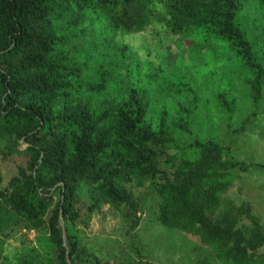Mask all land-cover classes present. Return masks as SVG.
Here are the masks:
<instances>
[{
    "label": "trees",
    "instance_id": "16d2710c",
    "mask_svg": "<svg viewBox=\"0 0 264 264\" xmlns=\"http://www.w3.org/2000/svg\"><path fill=\"white\" fill-rule=\"evenodd\" d=\"M248 1L0 0V128L12 125L29 142L26 165L0 189V257L3 242L27 228L38 232L40 248L57 247L59 264H69L62 216L72 263L110 264L72 226L79 189L92 188L97 205L134 227L139 205L128 183L147 180L160 196L162 224L198 235L222 264H264L259 217L221 196L230 182L220 178L246 163L214 139L196 141L194 160L168 152V120L188 122L206 85L224 86L225 70L245 69L258 98L264 38L247 30ZM155 24L204 46L192 55L195 66L155 71L117 38ZM210 60L223 67L205 73ZM227 93L224 86L217 97L230 106Z\"/></svg>",
    "mask_w": 264,
    "mask_h": 264
},
{
    "label": "rangeland",
    "instance_id": "374dc122",
    "mask_svg": "<svg viewBox=\"0 0 264 264\" xmlns=\"http://www.w3.org/2000/svg\"><path fill=\"white\" fill-rule=\"evenodd\" d=\"M244 10L248 18L247 30L261 33L258 41L263 40L264 6L258 0H250ZM117 38L124 44H130L140 62H150L155 71L174 64L193 67L196 64L192 59L194 51L204 47L191 38L168 33L160 24L148 26L139 33H118ZM219 67L223 66L210 60L203 70L206 73V70H217ZM224 76L230 106L217 97L224 87L218 80L207 84L203 106L189 116L188 122L184 121L176 127L171 119L168 120L171 128L168 152L174 153L177 158L194 160L199 157L197 140L214 139L227 147V156L234 161L245 162L247 168L236 165L227 169L220 181H229L230 184L221 196L237 205L250 206L264 230V79L258 98H254L245 69L234 65L224 71ZM174 80L180 82L177 77ZM158 122L154 120L156 125ZM14 131L12 125L0 128V189L9 185L10 179L18 174V167L25 166L28 159L25 147L29 142L25 138L17 139ZM128 185L139 205L137 213L140 220L134 227L115 208L108 204L97 205L92 188L86 185L79 189V201L75 203L79 216L72 226L81 242L93 249L102 262L222 264L198 235L166 226L158 220L160 196L150 181H133ZM45 195L41 194L42 197ZM62 219L60 216L63 231L65 223ZM244 220L250 223L248 219ZM37 234L35 229L23 228L10 236L2 244L0 264H29V261L33 262L31 255L37 256L32 264H59V249L49 244L40 248ZM66 258L69 264H74L69 256V244ZM77 264L87 263L78 261Z\"/></svg>",
    "mask_w": 264,
    "mask_h": 264
},
{
    "label": "water",
    "instance_id": "95a60500",
    "mask_svg": "<svg viewBox=\"0 0 264 264\" xmlns=\"http://www.w3.org/2000/svg\"><path fill=\"white\" fill-rule=\"evenodd\" d=\"M63 220V219H62ZM63 236H64V245L66 246V248L68 249V243H67V236H66V231L64 229L63 226ZM68 253V252H67Z\"/></svg>",
    "mask_w": 264,
    "mask_h": 264
}]
</instances>
